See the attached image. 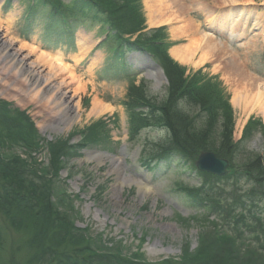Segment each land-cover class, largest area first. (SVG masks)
<instances>
[{
    "label": "rangeland",
    "instance_id": "1",
    "mask_svg": "<svg viewBox=\"0 0 264 264\" xmlns=\"http://www.w3.org/2000/svg\"><path fill=\"white\" fill-rule=\"evenodd\" d=\"M69 1L65 0L68 8L74 17L79 18L78 23L73 26L74 35L67 36L68 38L63 36L60 40L53 38L49 42H43L41 38L45 21H47L43 16L44 11L48 8L47 5H40L38 17L28 27L32 29L29 33L23 19L28 1L13 0L9 8L2 6L3 1H0L1 22L6 27V20L12 21L9 34H12L18 43H25L35 47L38 52L59 57L62 63L68 67L69 72L74 74L77 81L80 79L83 84V90L79 94L80 106L74 111L78 114L80 120L68 130L63 131V123H58L57 118L54 119L50 110L45 108L43 104L25 98L21 102L19 98L22 96H18L19 89L17 91L8 90L0 83V116H2L4 110L8 112L14 110L17 111V116L22 114V116L24 115L29 119H24V122L21 121L20 126L28 132L26 121L32 123L31 126L33 125L37 130L36 135L42 139L43 142L34 147L42 149L40 155L46 160L43 169L51 171L52 167L58 165L59 172L62 171L59 176L57 175L60 180L56 182L55 189L49 193L51 203L58 215L70 221L72 226L85 239H88L91 243L94 242V249L96 247H108L111 251H115L126 258H136V262L157 264L164 262L166 259L178 260L184 253L194 256L201 248L198 247V244L199 238L203 235L205 242L203 251L212 253L214 264H218L221 259L231 261V264L232 262L245 264L252 263V261L254 264H264V226L257 229L258 235L253 236L252 234L253 237L246 238V235L243 234L239 237L233 230L235 220L225 217L227 224L223 223L222 229L229 231L230 235L236 237L233 245L239 249L237 252H230L231 248L227 245L228 239L223 245V240L218 243V241H212V236L209 238L206 235V232L213 230V227L204 218L202 219L201 215L195 214V210L190 208L191 203L178 191L181 188H198L204 177H198L194 173L189 175L191 172L178 164L182 160L181 158L174 157L178 160L170 158L162 160L150 170L141 165L142 161L147 160V157L156 154L157 144L155 143L162 140L163 134L160 131L146 129L141 126L132 128L131 108L136 114H139L141 111L148 113L150 107H158L165 95L169 94L170 89L167 88V82L163 78V74H160L163 82L156 84L150 76V74L154 75V71L143 70V65L146 64L142 63L135 55L131 56L133 64L131 72L137 73V77H129L125 81L121 80L122 74L117 72L119 62L116 64L118 55L116 56L111 52L114 45L111 41L97 52V56H94V60H97L94 67L92 66L93 60L89 64L85 63L83 65L86 62L85 57L91 58L92 54L86 56L91 44L93 47L97 43L95 40L103 34V30L106 28L112 30L113 26H110L108 21L107 24L104 16L102 17L96 13L83 15L80 3L68 4ZM226 1L228 0H212L216 4ZM246 1L237 0L234 6ZM15 2L16 10H13ZM170 4L172 5L171 11L184 20L189 13L195 19L201 20V13L206 17L208 13L211 16L214 10L227 8L226 6L218 8L213 4L210 5L209 0H170ZM258 5L264 9V0H252L248 3L247 7L253 9L248 8V14H256L253 11L257 9ZM115 7L119 9L118 13L114 15L117 25L120 24L127 31H136L138 26L128 29L124 24V22L126 23L125 19L131 20L134 18L132 9L125 3V0H111L108 3V8ZM140 10L139 14L142 16ZM261 14L264 21V10H261ZM143 15L145 19L146 17L148 19V11L145 5ZM236 24L240 25L236 27L237 29L242 26L245 32H249L253 28L252 20L237 19ZM144 25L146 30L151 29L148 20ZM166 34L171 48L187 44L191 36H181L178 33V36L173 38L168 29ZM247 41L250 53L248 56L247 52L245 53L246 56L237 54L236 64L241 69L237 74L231 72L230 67L232 66L230 63H232V60L230 57L225 59L227 56L235 58V55H230L228 50L227 52L224 50L219 51L218 57L215 54V57L219 59L206 63L203 69L195 70L182 66L187 70L183 74L182 80L184 79L187 82L194 78L189 77L193 72L199 71L197 75L200 74L201 78L200 80L196 78L195 82L198 85L205 84L204 91L211 94L212 97H208L211 103L207 106L205 101L198 103L194 99H186L188 102L184 100L176 105L180 116L182 115L185 121L191 120L192 126L203 132V135H198L197 146H207L211 149H216L221 141L226 139L230 124L233 126L232 136L240 139L241 136L237 137L236 128L239 122H242L245 116L248 115V121L251 124H248L249 127L246 131L248 130L249 135L247 140H244L242 148L235 154L233 162L236 167H234L233 179L230 181H227L228 179L224 180L223 186L220 187L223 192L228 193V196L231 193H234L237 197L242 196V202L245 200L244 193L251 190L246 188L242 182L234 179L237 174L242 173L241 170L237 172V166L244 165L259 156L264 160L261 157L264 153V121L257 113L244 112V110H241L242 107L236 108L231 103L233 90L242 86V84H246L244 87L249 89V92H253L257 87L261 89V86H258L259 83L264 84V62L262 61L264 60V54L257 50V48L261 50L259 45L261 40L259 37L257 38V35L252 36L249 33ZM79 46L83 50L87 46L89 47L85 53L80 55ZM198 54L194 57L195 60L198 59ZM77 59L81 60L76 62ZM173 59L171 58V60ZM259 61H262L263 65H260ZM215 63L218 64L219 70L214 71V68L217 69V67L212 66V64ZM141 80L144 81V87L139 86ZM132 84L141 88L140 92H142L146 101L143 99L138 100L136 95L131 97L128 94V87ZM18 86L20 88L22 84L19 83ZM197 88H200V86ZM94 98L108 105L110 111L102 115L87 117ZM223 99L227 101L225 113L220 108V106H223ZM138 105L143 106V110L139 109ZM146 105L148 108H146ZM200 109L203 112L197 119L192 120V115ZM207 109L211 112L215 110L218 118H208L209 111ZM8 112L4 113L9 114ZM47 125L51 127L59 125V129L63 132H46L44 126ZM132 131L139 132V134L133 135L131 134ZM246 131L244 132L246 133ZM46 143L51 146L49 149L52 150V153L46 154ZM71 145L74 146L70 148ZM112 147H117L114 155L111 154ZM64 150L69 155L63 154ZM21 151L22 149L18 147L7 152V154L9 156H21ZM101 154H105L107 157ZM94 155L96 157H93ZM87 158H90V161H87ZM22 159L24 160V157L21 156ZM98 159H100V162H98ZM111 159H113L115 167L111 166ZM25 161L28 172L42 168L40 167L42 164V162L40 163L41 158H38L35 165L30 164L31 161ZM48 163L50 165H47ZM116 167L118 168L115 169ZM126 178H131L135 182L141 183V185L130 184ZM238 180H240V176H238ZM208 183H210L209 180ZM139 188H148L150 191L143 197L139 193ZM252 194L254 196L260 195L264 199V193L262 192L253 191ZM234 203L240 207L239 212L247 215L246 210L242 207L243 205L241 206L238 201ZM192 215H197V220L191 219ZM259 217L261 222L264 223L263 210L260 211ZM4 222L0 216V229L2 228L1 233L5 239V247L8 249L14 246L13 240H16L17 235L13 231L11 232L7 225H4ZM215 223L217 224V222ZM239 227H242L243 233H246L244 225H239ZM220 245L225 246L228 251L225 247L221 249ZM235 253L238 254V258L234 256Z\"/></svg>",
    "mask_w": 264,
    "mask_h": 264
},
{
    "label": "trees",
    "instance_id": "2",
    "mask_svg": "<svg viewBox=\"0 0 264 264\" xmlns=\"http://www.w3.org/2000/svg\"><path fill=\"white\" fill-rule=\"evenodd\" d=\"M97 2L108 7L106 3L110 2V0H97ZM125 21L126 23L124 22V24L128 29L136 26V18L125 19ZM157 51L159 57L162 58L163 66H165V74L171 89L173 91L179 89L183 83L181 70L164 56L161 49L157 48ZM140 89L132 87L129 90V94L136 95L138 100H145ZM186 98L190 99V97ZM195 100L198 103L205 101L206 106L211 103L209 98L203 94ZM201 105L203 106V104ZM220 108L224 113L227 110L224 105L220 106ZM152 110L160 112L157 118L162 119L160 121L157 119L151 125L154 127L165 126L167 131H169V137L166 141L167 149L178 151L179 146L183 142L189 145H196L199 141L198 135H203V132L196 130L192 123L185 121L176 110L173 111V114H169L166 105L153 107ZM210 115L211 113L208 112V117L212 119ZM2 116L0 117V216L5 221L4 225L6 224L11 232L13 231L17 235V238L16 240L11 239L14 241V246L7 249L5 247V239L1 233L2 228L0 229V264H140L135 261L136 258H126L115 251H111L108 247L103 246L94 249V242L91 243L88 239H85L72 226L70 221L58 215L49 196L52 191V182L49 180L43 181L34 174L35 178L29 176L25 172L26 165L24 162L17 156H9L5 153L11 147H23L30 153L31 149L36 146L34 141L37 138L32 126L28 121L26 122L28 133L21 128V119L15 113L13 116L8 114ZM147 123L145 121L142 122V126L147 125ZM30 130L32 131L31 133ZM208 193V190L202 188L200 192L187 193V196L192 199H197L200 196L203 200L202 203L210 207ZM234 210L223 211L232 218ZM201 218L203 219V217ZM191 219L197 220V215L192 216ZM239 222L243 223V220ZM206 235L209 238L212 236V241H218V243L223 240V245L228 239L227 245L231 248L230 252L239 250L233 245L235 239L228 237V235L225 236L223 233L220 235L211 230L207 231ZM204 243L202 235L199 238L198 246L201 248L194 256L184 253L178 263L164 261L157 264H214L212 253L203 251ZM223 245L218 247L222 249L225 247ZM226 250L228 251L227 248ZM237 255L236 253L234 254L238 258ZM221 261L218 264H231V261L228 260L224 261V259H221ZM232 264L237 263L232 262ZM245 264L254 263L252 261V263Z\"/></svg>",
    "mask_w": 264,
    "mask_h": 264
},
{
    "label": "bare ground",
    "instance_id": "3",
    "mask_svg": "<svg viewBox=\"0 0 264 264\" xmlns=\"http://www.w3.org/2000/svg\"><path fill=\"white\" fill-rule=\"evenodd\" d=\"M209 2L211 3L210 5L213 4L218 8L221 6L234 8V4L237 3V0H228L221 4L213 3L212 0H209ZM250 2H252V0H247L245 3ZM144 5L148 11V23L150 27H157L162 24H172L171 22H175L180 19L176 13L171 11L172 5L170 4V0H144L143 7ZM15 8L16 2L13 5V10H16ZM220 10L221 8L218 11ZM232 10L240 12L239 14L237 13V17L240 19L248 17V13L246 14V12H248L247 9L236 8ZM254 19L257 21V26L259 27L262 17L257 16ZM183 22H179L175 27L170 26L169 29L173 38H176L178 33H180L181 36L191 35L187 44H184L183 46H175L169 49L170 57L174 58V60H176L179 64L192 69H199L206 65V63L218 60L219 58L217 57L219 51L224 50L227 52L229 49L225 44L217 41L209 34H200L189 20L185 19ZM6 23L5 27L0 20V83H2V86L8 90L17 91L19 89L18 96H22L19 98L21 102L24 101L23 98H25L29 101L43 104L45 108L50 110L51 116L54 119L57 118L58 123H63V131L68 130L72 125L78 123L80 120L78 114L74 111L80 106L79 94L83 90L81 80L79 79V81H77L74 74L69 72L68 67L62 63L59 57L38 52L35 47L26 45L25 43H18L12 34H9V28L12 21L6 20ZM216 24L220 26L217 28L219 30L222 29L221 26L224 25V22L219 21ZM225 36L229 40L232 39L231 35L225 34ZM88 47L89 46L83 50L82 47L79 46L80 55L85 53ZM248 49L246 48L245 51ZM199 51H201V53H199ZM248 53L249 50L247 51V54ZM197 54L198 59L195 60L194 57ZM215 54L217 57H215ZM230 55L234 56V53L231 52ZM229 57L232 60V63H230L232 66L230 67L231 72H235L237 74L241 71L236 64L237 55H235V58H232L231 56ZM79 60L81 59H77L75 61L77 62ZM238 62L242 64L240 61ZM96 63L97 60H93L92 66L94 67ZM212 66L217 67L218 64L215 63L212 64ZM215 70H219V67H217V69L214 68V71ZM66 75L67 77H65ZM150 76L154 79L156 84L163 82L162 76L156 70L154 71V75L150 74ZM248 76L252 77L251 75ZM19 83L22 84L20 88L18 86ZM244 86H246V84H242V86L233 90V96L231 99L232 105L236 108L242 107L241 110H244V112H255V114L257 113L260 115L264 121V84L259 83L258 86H261L262 90L257 87L253 92H249V89ZM108 111H110V107L108 105L103 104L97 100V98H94L87 117L102 115ZM247 120L248 115L247 117L245 116L242 122H240V128H243ZM58 126L59 125L51 127L47 125L44 127L45 131L49 133L63 132ZM101 155L105 157V154ZM93 157L96 156L94 155ZM86 160L90 161V158H87ZM99 160L100 159H98V162H100ZM110 163L113 167V159H111ZM117 168L118 167L115 169ZM126 179L130 182V184L133 183L138 186L141 185V183L135 182L131 178ZM138 190L142 196L147 195L150 191L148 188H139Z\"/></svg>",
    "mask_w": 264,
    "mask_h": 264
},
{
    "label": "water",
    "instance_id": "4",
    "mask_svg": "<svg viewBox=\"0 0 264 264\" xmlns=\"http://www.w3.org/2000/svg\"><path fill=\"white\" fill-rule=\"evenodd\" d=\"M224 165L225 163L216 161L211 155H208L198 163V168L211 173L221 174Z\"/></svg>",
    "mask_w": 264,
    "mask_h": 264
}]
</instances>
